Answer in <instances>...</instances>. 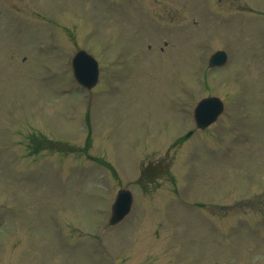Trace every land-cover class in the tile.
Segmentation results:
<instances>
[{
    "label": "rangeland",
    "instance_id": "obj_1",
    "mask_svg": "<svg viewBox=\"0 0 264 264\" xmlns=\"http://www.w3.org/2000/svg\"><path fill=\"white\" fill-rule=\"evenodd\" d=\"M111 1L0 0V264H264V0H117L150 18L121 32ZM123 45L77 84V48ZM208 94L234 110L185 138Z\"/></svg>",
    "mask_w": 264,
    "mask_h": 264
},
{
    "label": "water",
    "instance_id": "obj_2",
    "mask_svg": "<svg viewBox=\"0 0 264 264\" xmlns=\"http://www.w3.org/2000/svg\"><path fill=\"white\" fill-rule=\"evenodd\" d=\"M225 59L226 55L223 52H217L211 57L210 63H222ZM73 62L78 79L87 86H91L96 80L97 73L96 64L93 59L84 51H80L75 56ZM86 63H88L89 66H86ZM221 110L222 103L218 98L209 97L202 99L195 108V119L197 124L201 127L207 125L216 118L217 114ZM131 198L132 197L129 191H119L117 199L112 206L113 215L111 222H115L120 219L124 213L127 212V209L130 208Z\"/></svg>",
    "mask_w": 264,
    "mask_h": 264
}]
</instances>
